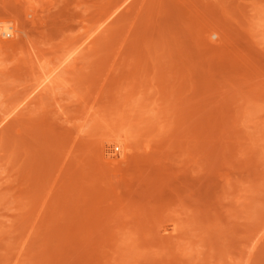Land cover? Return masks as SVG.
<instances>
[{
	"label": "rangeland",
	"instance_id": "374dc122",
	"mask_svg": "<svg viewBox=\"0 0 264 264\" xmlns=\"http://www.w3.org/2000/svg\"><path fill=\"white\" fill-rule=\"evenodd\" d=\"M2 21L0 264H264V0Z\"/></svg>",
	"mask_w": 264,
	"mask_h": 264
},
{
	"label": "bare ground",
	"instance_id": "6f19581e",
	"mask_svg": "<svg viewBox=\"0 0 264 264\" xmlns=\"http://www.w3.org/2000/svg\"><path fill=\"white\" fill-rule=\"evenodd\" d=\"M0 28H1V31L3 30V31H7L8 29L10 30H15L14 28V25H11V24H8V22L7 23H4L3 21L2 22H0ZM18 29H16V31H17ZM44 84V83H43ZM42 84V85H43ZM39 85V84H38ZM36 89V88H35ZM39 89V88H38ZM108 140V139H107ZM114 142H116V143H118V144H120L121 146H123L125 149H126V147H125V143H124V141L120 138V137H116V139H109L107 142H106V144L105 145H107V147L108 146H110L112 143H114ZM106 147V146H105ZM123 150L124 151V153H123V155H125V151L126 150ZM108 150V149H107ZM122 155V156H123Z\"/></svg>",
	"mask_w": 264,
	"mask_h": 264
},
{
	"label": "built area",
	"instance_id": "2783aa9c",
	"mask_svg": "<svg viewBox=\"0 0 264 264\" xmlns=\"http://www.w3.org/2000/svg\"><path fill=\"white\" fill-rule=\"evenodd\" d=\"M10 35H11V33H10L9 31H7L6 33H3L2 31H0V36H2V37L7 38V37H9Z\"/></svg>",
	"mask_w": 264,
	"mask_h": 264
}]
</instances>
